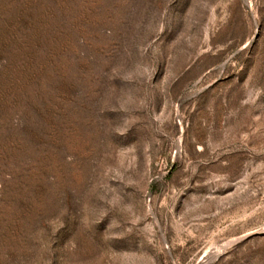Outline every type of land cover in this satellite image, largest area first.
Returning <instances> with one entry per match:
<instances>
[{"label":"rangeland","instance_id":"obj_1","mask_svg":"<svg viewBox=\"0 0 264 264\" xmlns=\"http://www.w3.org/2000/svg\"><path fill=\"white\" fill-rule=\"evenodd\" d=\"M0 264H264V0H0Z\"/></svg>","mask_w":264,"mask_h":264}]
</instances>
